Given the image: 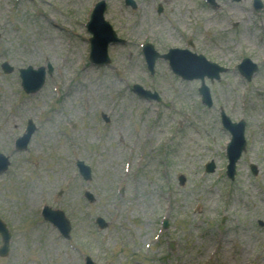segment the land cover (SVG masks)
<instances>
[{
    "label": "rangeland",
    "instance_id": "374dc122",
    "mask_svg": "<svg viewBox=\"0 0 264 264\" xmlns=\"http://www.w3.org/2000/svg\"><path fill=\"white\" fill-rule=\"evenodd\" d=\"M127 1L0 0V153L11 161L0 174L11 234L0 264H264V0ZM100 3L115 35L105 65L90 60ZM147 43L160 54L189 48L226 69L205 78L212 106L202 81L168 60L151 72ZM244 58L257 65L250 79L238 69ZM28 66L45 77L27 93ZM222 113L245 123L231 178ZM29 121L35 132L18 150ZM44 206L64 212L69 238Z\"/></svg>",
    "mask_w": 264,
    "mask_h": 264
},
{
    "label": "water",
    "instance_id": "95a60500",
    "mask_svg": "<svg viewBox=\"0 0 264 264\" xmlns=\"http://www.w3.org/2000/svg\"><path fill=\"white\" fill-rule=\"evenodd\" d=\"M259 1V0H256ZM128 3L134 4L132 1L128 0ZM104 5L103 3H100L97 7L96 12L93 14V19L89 24L90 32L93 33V37L91 39L92 43V54H91V60L93 62H96L98 64H104L108 62L107 57V45L110 41H115L114 33L110 29V25L103 20V12H104ZM148 50L146 49V58L147 62L149 64V68L153 71V65L155 62V59L157 57H164L170 60V65L173 69V71L177 74H180L184 78L188 79H194V78H203L205 75L214 78L219 77V73L223 71L224 69L219 67L217 64L212 63L208 61L203 55H198L195 53L190 52L189 50H180V49H170L169 53L166 55L160 56L156 51L153 50L151 45L147 46ZM246 63L250 64L249 60H246ZM4 71L7 73H10L13 69L8 63H4L2 65ZM254 69H251L247 75L248 78L252 75L253 71L256 69V66H254ZM51 72V68L49 69ZM21 77H22V85L25 88L27 92H35L41 85L44 83V77H45V69L43 67H40L38 69H34L32 66L27 67L26 69H21ZM135 90L140 93H147L144 91L140 86H135ZM203 93L207 100V102L210 104V98H209V90L206 86H203ZM226 126L232 130L234 137L233 140L229 146V156L231 159V164L229 166L230 174L233 175V170L235 168V161L239 157L241 151L245 147V140L243 136V129L244 125L241 124H231L230 121L227 119L225 120ZM35 130V126L32 124V122H29V126L27 129V133L24 135V137L20 138L18 140V144L20 147H25L28 141L30 140V137L32 133ZM82 164V163H80ZM9 165V160L4 155L0 154V173L5 171ZM82 169V168H81ZM210 171L213 170V165L208 168ZM82 173L89 178L90 177V171L87 168L82 169ZM50 213V210H47L46 216L54 221L61 229H65L69 226L68 220L64 217L63 212L57 211V214H54L53 212ZM0 230L2 231V237L4 245L1 249L2 254H6L8 252L9 248V238L10 234L7 232L4 225L0 222ZM68 236V233H66ZM89 264H94L89 259Z\"/></svg>",
    "mask_w": 264,
    "mask_h": 264
}]
</instances>
